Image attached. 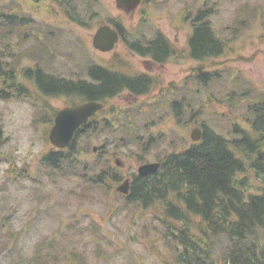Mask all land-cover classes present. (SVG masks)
Instances as JSON below:
<instances>
[{"label": "rangeland", "instance_id": "374dc122", "mask_svg": "<svg viewBox=\"0 0 264 264\" xmlns=\"http://www.w3.org/2000/svg\"><path fill=\"white\" fill-rule=\"evenodd\" d=\"M73 1L83 19L90 11L95 13L87 26L69 20L50 0H0V13L16 4L38 27L34 36L29 27L0 26L2 63L14 68L25 91L16 92L0 76V92L9 95L0 97V264H28L38 248H52L46 264H175L173 243L166 237L170 221L160 205L140 208L115 189L131 180L140 165L158 162L162 155L188 144L191 130L201 128V123L226 138L237 136L234 128L248 130L247 108L264 98V0H141L130 13L117 8L115 0ZM199 10L209 13L211 26L225 45L221 56L203 62L192 60L187 46ZM109 21L123 28L127 40L142 44L162 34L173 56L156 64L130 51L124 40L110 52L96 51L93 34ZM37 62L66 79H85L91 63L153 79L147 95L134 98L123 93L106 104V111L113 107L116 129L119 114L129 113L136 121L135 126L127 124L113 132L116 154L103 155L110 159L119 182L91 186V171L50 176L44 168L41 159L53 148L48 133L54 115L78 101L41 95L22 75ZM198 67L222 79L206 88L198 86ZM182 96L194 121H187L185 114L178 122L168 108V102ZM105 135L78 139L81 161L90 166L99 162L93 148L103 143ZM247 177L246 192H257L258 181L250 172ZM217 245L222 248L223 241Z\"/></svg>", "mask_w": 264, "mask_h": 264}, {"label": "trees", "instance_id": "16d2710c", "mask_svg": "<svg viewBox=\"0 0 264 264\" xmlns=\"http://www.w3.org/2000/svg\"><path fill=\"white\" fill-rule=\"evenodd\" d=\"M50 1L61 7L67 18L77 25L87 26L95 14L90 11L88 18L83 19L73 0ZM15 5L4 8L0 13V26L29 27L36 36L38 27L35 21ZM209 18V13L199 10L191 23L187 40L188 55L197 62L219 57L224 52L225 45L215 34ZM109 23L124 34L120 25L112 21ZM122 37L130 51L156 63H165L173 56L169 42L160 33L143 44L139 40H127L125 35ZM38 62L32 68H26L22 75L32 82L41 95L72 98L78 103L96 101L104 105L75 132L65 149L51 148L43 155L41 163L44 168L50 172V176L54 173L75 175L81 171L83 174L91 171L93 175H89L88 181L91 186L103 185L108 180L119 182L121 178L113 171L110 159L103 155L113 157L116 154L113 153V132L124 130L127 124L129 127L135 126L136 121L124 112L115 120L116 126H120L119 130L116 129L113 125V107L108 112L106 104L125 90L137 96L147 94L154 85L153 79L143 74L130 76L95 63L87 66L85 79H66L47 72ZM13 69L8 67L6 61L2 63L0 57V76H4V84L6 80L10 81V88L24 93ZM221 79L220 74L204 72L198 67L195 80L198 86L206 88ZM7 96L1 90L0 97ZM167 104L178 122L185 114L187 121L195 120L192 109L188 107L190 104L185 102L183 96ZM247 109L250 114L249 128H234L236 137L226 138L201 123L202 135L198 142L189 141L180 149L159 157L160 166L154 174L143 177L132 174L129 192L124 198L143 209L160 205L170 221L166 237L173 243L175 264H264V98L253 101ZM136 113L142 112L138 110ZM141 126L148 128L145 124ZM99 132L107 135L98 146L99 162L90 166L80 160L77 142L82 136ZM136 143L141 144L142 141L137 140ZM248 172L259 183L255 193L246 192L249 186ZM220 240L223 246L218 249ZM38 249L28 264L48 262L52 248ZM64 259L68 260V256Z\"/></svg>", "mask_w": 264, "mask_h": 264}, {"label": "water", "instance_id": "95a60500", "mask_svg": "<svg viewBox=\"0 0 264 264\" xmlns=\"http://www.w3.org/2000/svg\"><path fill=\"white\" fill-rule=\"evenodd\" d=\"M141 0H115L116 6L125 12H131L137 8ZM119 33L117 29L110 25L98 27L92 37V46L99 52L105 53L113 50L118 42ZM103 108V104L96 101H89L74 107H65L60 109L54 118L53 126L48 135L50 144L58 149L67 147L75 131L85 125L90 117ZM202 130L195 127L190 132L192 142H198L201 139ZM96 147L93 151H96ZM116 163L119 165L118 161ZM159 163H146L140 165L137 169V175L140 177L154 174L158 171ZM130 188L128 179L124 180L116 191L122 195H127Z\"/></svg>", "mask_w": 264, "mask_h": 264}, {"label": "flooded vegetation", "instance_id": "af4514ba", "mask_svg": "<svg viewBox=\"0 0 264 264\" xmlns=\"http://www.w3.org/2000/svg\"><path fill=\"white\" fill-rule=\"evenodd\" d=\"M118 29V28H117ZM118 31H119V33H120V41L122 40L123 41V33L118 29ZM134 53V52H133ZM136 55H138V54H136ZM139 56V55H138ZM141 57V56H140ZM144 58H147V57H144ZM151 60V59H150ZM153 63H156V62H154L153 60H151ZM156 64H162V63H156ZM125 74H128V73H125ZM140 74H143V75H147V74H144V73H139V74H128V75H130V76H135V75H140ZM147 76H149V75H147ZM150 77V76H149ZM149 92V91H148ZM123 93H125V94H127V95H130V96H132V97H134V98H136V97H141V96H145V95H147V94H145V95H141V96H137V95H134L132 92H130L129 90H125V91H123L122 93H120V94H118V95H115V97H113V99H115V98H118L121 94H123ZM84 103V102H83ZM79 104H82V103H76V104H72V105H69L68 107H74V106H77V105H79ZM96 115V114H95ZM75 135V134H74Z\"/></svg>", "mask_w": 264, "mask_h": 264}]
</instances>
